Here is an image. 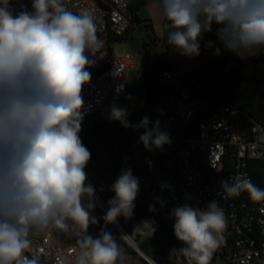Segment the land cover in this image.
<instances>
[{
  "label": "clouds",
  "instance_id": "1",
  "mask_svg": "<svg viewBox=\"0 0 264 264\" xmlns=\"http://www.w3.org/2000/svg\"><path fill=\"white\" fill-rule=\"evenodd\" d=\"M21 9L16 12L10 0H0V264H39L23 253L30 248V234L49 227L76 236L74 264H124L115 235L106 227L96 236L88 232L98 221L91 215L95 189L86 183L91 153L80 137L82 89L94 63L88 54L97 56L103 46L93 16L68 10L63 0H32V11ZM162 14L170 29L167 44L184 56L200 55V41L213 24L226 51L240 55L264 46V0H162ZM213 54L219 56L220 49ZM128 115L113 104L109 119L144 129L138 143L146 151L171 143L159 121L144 116L133 124ZM110 190L115 195L108 201L105 225L133 215L139 178L121 169ZM242 191L264 201V189L247 178L221 181L218 195ZM156 203L165 204L160 198ZM171 216L174 235L184 245L171 252L183 255L187 264H209L227 227L219 201L213 199L205 210L186 203L173 208ZM147 222L153 235L155 221ZM57 264L66 262L57 257Z\"/></svg>",
  "mask_w": 264,
  "mask_h": 264
},
{
  "label": "built area",
  "instance_id": "2",
  "mask_svg": "<svg viewBox=\"0 0 264 264\" xmlns=\"http://www.w3.org/2000/svg\"><path fill=\"white\" fill-rule=\"evenodd\" d=\"M10 2L16 12L22 10L21 6L32 11V0ZM63 3L76 14L88 10L103 43L97 56L86 53L94 61L87 69L91 79L82 89V123H86L95 115L103 118L104 105L126 95L135 59L130 53L113 47V42L137 29V24L133 22L129 0H63ZM151 72L156 105L150 122L159 121L160 131L170 135L171 143L165 144L163 150L146 151L143 144L138 143L143 129L131 147L117 159L112 174L100 179L99 188L85 168L86 183L95 189L93 202L95 212H99L97 219L103 220L108 210V201L115 195L110 190L111 185L121 169H131L139 178L135 207L149 208L155 204V208L171 215L173 208L186 203L205 210L213 199L219 201L225 211L227 227L209 264H264V201H253L247 191L239 196L224 193L222 198L218 195L224 180L234 183L247 178L257 188L264 189V179L260 186L254 181L255 171L264 166V125L248 122L232 104L204 97L196 89L199 85L177 67L156 68ZM157 198L165 202L164 207L156 203ZM120 217L123 216L111 225L124 240L126 236L129 239L131 236L122 226ZM154 227L157 230L156 224ZM138 233L151 235L148 222L141 225ZM29 239L31 244L23 253L25 257H35L39 264H57V257L66 264H74L76 242L63 239L49 228L31 233ZM126 243L147 264H158L141 253L136 245ZM177 262L183 264L181 258Z\"/></svg>",
  "mask_w": 264,
  "mask_h": 264
},
{
  "label": "trees",
  "instance_id": "3",
  "mask_svg": "<svg viewBox=\"0 0 264 264\" xmlns=\"http://www.w3.org/2000/svg\"><path fill=\"white\" fill-rule=\"evenodd\" d=\"M150 1L152 0H129V3L134 15L133 22L135 24L145 23V28L151 32V21H141L137 16L139 9ZM147 37L150 42H155L153 33H148ZM220 53L219 56L209 55L201 69L187 72L190 78L199 85L196 89L212 101L221 100L237 107L246 116L248 122L254 121L264 125V53L242 59L235 57L233 52L224 50L223 45H221ZM163 67L173 68L175 66L162 59L148 62L144 74L147 102L141 110L129 113L128 119L131 123L138 124L144 116L151 120L156 105L151 71ZM142 131V128L138 130L131 127L125 128L118 120L113 124L102 121L90 128L80 135L83 144L91 153V159L86 166V170L93 171L99 177V180L105 179L103 169L97 167L96 164L100 160L101 150L109 147L107 139L114 137L118 143L116 151L111 149L107 151L108 154H111L107 155V158L117 155L110 168L113 172L117 159L131 147ZM104 141L105 145L102 146L101 143ZM263 179L264 166L255 171L254 174L256 185L260 186ZM91 215L95 216V208L92 210ZM119 220L140 248L158 264H178V258L182 259L183 264H187V260L183 255L178 252H171L173 249L184 246L174 235L173 225L175 220L171 215H166L157 208L153 212L144 206H136L130 218L123 216ZM97 221L98 223L94 224L96 228L106 227V230L115 235L114 229H112L113 232L109 228L110 224L105 225L104 220L97 219ZM144 221H155L157 230L154 235L142 236L138 233V229ZM88 232L96 236L92 227H89ZM124 246L129 249L135 258L143 261L127 243Z\"/></svg>",
  "mask_w": 264,
  "mask_h": 264
},
{
  "label": "rangeland",
  "instance_id": "4",
  "mask_svg": "<svg viewBox=\"0 0 264 264\" xmlns=\"http://www.w3.org/2000/svg\"><path fill=\"white\" fill-rule=\"evenodd\" d=\"M142 16L143 13H142ZM217 28L215 24L212 26V32ZM151 33L145 28V23L137 24V29L132 30L126 39H121L113 42V47L118 48L123 53H130L133 55L135 59V66L129 73V81L127 83L128 91L126 95H124L119 101H109L107 102L104 107L102 108V116L103 118L99 117V115L92 116L89 121L86 123H82V128L80 135L87 132L90 128L94 127L98 123L105 121L107 123L113 124L117 120H111L109 119L110 114V108L113 104L116 106H119L121 108H124L130 112L138 111L144 108L147 102V94H146V88H145V70L147 67L148 62H151L157 58H163L166 57L164 55H168V50L173 57L174 61L176 62V65L185 72H192L195 69H201L205 60L207 54L201 53V55L195 57V56H184L179 51L174 49L171 45L167 44V37L163 41H155L150 42L148 40L147 34ZM207 33V32H206ZM201 51V50H200ZM108 146L107 148H104L101 150V157L98 163L96 164L97 167L103 169L104 175H111L112 170L110 168L113 165V162L117 155L114 157L107 158L108 154L107 151L109 149L116 151L118 149V143L117 140L114 137H110L107 139ZM105 145V141L101 143L103 146ZM104 161V163H103ZM88 175L90 176L91 180L95 184L97 188H99V177L93 172L88 170ZM87 203V201H85ZM97 213L95 212V217H97ZM101 218V217H99ZM89 227L93 228L94 235H98L101 231V229L96 228L94 224H90ZM109 228L112 230L114 229V234L117 240V243L119 244L122 253L125 256L124 264H147L145 261H142L138 258H135L129 251L127 247L124 246L126 241L122 238V236L118 233V231L110 224ZM51 231L56 232L59 236H62L63 239H66L69 242H76V236L69 232L65 233L55 227H49ZM222 264V263H220Z\"/></svg>",
  "mask_w": 264,
  "mask_h": 264
},
{
  "label": "crops",
  "instance_id": "5",
  "mask_svg": "<svg viewBox=\"0 0 264 264\" xmlns=\"http://www.w3.org/2000/svg\"><path fill=\"white\" fill-rule=\"evenodd\" d=\"M142 13L144 16H142ZM137 16L141 21H151V33H153L155 37V41H164L165 38L168 36V32L170 29L166 26L168 22L164 19L162 14V0H152L148 4L144 5L139 9L137 12ZM128 34L123 38L126 39ZM208 41H212V47H207ZM222 43L217 39L216 36V29L212 32L204 33L203 39L200 41V55L201 53L207 54L206 58L213 54L216 48H221ZM259 53H264V46H258L253 48L250 51H242L240 55L234 53L235 57L237 58H247L250 56L258 55ZM166 58H157L153 61L157 60H166L171 65L179 68L176 65L173 57L171 56L169 50L168 55H164ZM196 57V56H195ZM180 69V68H179Z\"/></svg>",
  "mask_w": 264,
  "mask_h": 264
},
{
  "label": "water",
  "instance_id": "6",
  "mask_svg": "<svg viewBox=\"0 0 264 264\" xmlns=\"http://www.w3.org/2000/svg\"><path fill=\"white\" fill-rule=\"evenodd\" d=\"M129 240L134 244V245H136V247H138V249H139V251L141 252V253H143L144 255H147L137 244H136V242L131 238V237H129ZM137 252V251H136ZM148 256V255H147Z\"/></svg>",
  "mask_w": 264,
  "mask_h": 264
},
{
  "label": "bare ground",
  "instance_id": "7",
  "mask_svg": "<svg viewBox=\"0 0 264 264\" xmlns=\"http://www.w3.org/2000/svg\"><path fill=\"white\" fill-rule=\"evenodd\" d=\"M125 238V240L128 242V243H131L132 245H133V243L128 239V237L126 236V237H124ZM135 246V245H134ZM136 247V246H135Z\"/></svg>",
  "mask_w": 264,
  "mask_h": 264
}]
</instances>
